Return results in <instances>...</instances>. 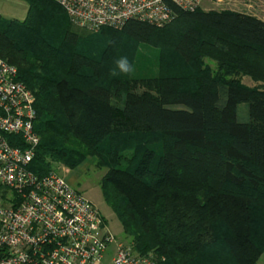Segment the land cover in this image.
<instances>
[{"label": "trees", "instance_id": "trees-1", "mask_svg": "<svg viewBox=\"0 0 264 264\" xmlns=\"http://www.w3.org/2000/svg\"><path fill=\"white\" fill-rule=\"evenodd\" d=\"M21 1L24 20L0 15V58L35 97L39 143L28 169L43 176L94 158L123 234L136 251L164 257L157 264H256L264 252V21L173 8L176 18L161 28L129 20L82 36L55 1ZM139 44L169 51L151 79L154 97L130 94L128 76L109 75ZM203 56L258 85L231 80L219 106L220 80L201 72ZM241 103L249 122L237 121Z\"/></svg>", "mask_w": 264, "mask_h": 264}, {"label": "built area", "instance_id": "built-area-1", "mask_svg": "<svg viewBox=\"0 0 264 264\" xmlns=\"http://www.w3.org/2000/svg\"><path fill=\"white\" fill-rule=\"evenodd\" d=\"M53 1L74 26L96 32L129 20L161 28L176 18L173 8L192 12L207 0ZM35 119L33 93L0 58V264H100L110 245L111 264L163 261L117 239L97 207L58 171L38 176L28 169L39 143Z\"/></svg>", "mask_w": 264, "mask_h": 264}, {"label": "rangeland", "instance_id": "rangeland-1", "mask_svg": "<svg viewBox=\"0 0 264 264\" xmlns=\"http://www.w3.org/2000/svg\"><path fill=\"white\" fill-rule=\"evenodd\" d=\"M246 1L248 2V0H221L217 3L214 0H207L203 2L201 8L204 11L232 10L243 13L254 12L253 9H247L244 5ZM253 1L250 3L253 4ZM0 15L7 19L24 20L27 15V6L25 2L21 0H0ZM71 29L82 36L84 34L85 36L92 34V32H88V30L84 31L72 27ZM86 40L87 39L84 40L83 44L89 43V41ZM156 41L158 40L156 39ZM125 45L132 46V44ZM132 49V55L129 53L125 55L129 60L131 59L135 67L134 73L125 79L127 80L126 86L128 92L133 95H140L147 98L154 97L156 96V91L154 81L151 79H154L159 75L158 67L161 64V60L165 58L169 51L164 47H160V44H155V46L153 44H139L136 49L132 47L130 51H132ZM170 60H173L171 61L172 65L176 63V60L173 58ZM199 69L202 73H209L219 77V106H222L224 103L226 85L231 80L236 79L239 83L247 87H255L258 85V81L251 78L248 74L234 73L228 70L219 71V63L209 56L201 57L199 60ZM186 85L188 86L190 84L187 82ZM174 107L179 108V106ZM236 117L238 122H249L248 105L246 103H241L237 106ZM55 170L63 175L71 186L83 192L85 197L97 207L104 218L106 226L117 239L131 241V237L123 234L118 218L103 196L99 181L106 170L97 169L95 167L94 158L87 159L86 162L74 170H68L64 166L59 165L55 167ZM112 248L113 245H110L108 253L100 264H111L109 251H111ZM256 264H264V252L259 256Z\"/></svg>", "mask_w": 264, "mask_h": 264}, {"label": "clouds", "instance_id": "clouds-1", "mask_svg": "<svg viewBox=\"0 0 264 264\" xmlns=\"http://www.w3.org/2000/svg\"><path fill=\"white\" fill-rule=\"evenodd\" d=\"M135 67L126 56L118 57L115 61L114 68L110 71V77H118L120 75L129 76L134 73Z\"/></svg>", "mask_w": 264, "mask_h": 264}, {"label": "crops", "instance_id": "crops-1", "mask_svg": "<svg viewBox=\"0 0 264 264\" xmlns=\"http://www.w3.org/2000/svg\"><path fill=\"white\" fill-rule=\"evenodd\" d=\"M252 1L253 0H248V2L246 1V3H244V5L247 7V9H253V11H254V12H250L247 14L253 15V16L257 17L258 19L264 21V0H254L253 1L254 3L251 4L250 2H252Z\"/></svg>", "mask_w": 264, "mask_h": 264}]
</instances>
